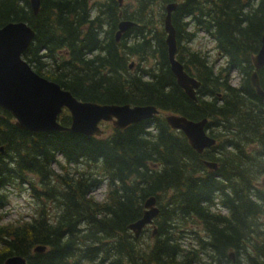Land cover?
<instances>
[{"label":"trees","instance_id":"trees-1","mask_svg":"<svg viewBox=\"0 0 264 264\" xmlns=\"http://www.w3.org/2000/svg\"><path fill=\"white\" fill-rule=\"evenodd\" d=\"M39 1L34 14L29 0H0V27L23 21L35 32L22 54L35 73L81 101L154 105L160 114L98 138L20 130L0 108V213L13 189L39 203L27 221L3 223L0 214V264L17 256L25 264H264V99L250 83L264 0H133L129 12L118 0ZM170 3L176 58L200 82L195 101L170 71ZM122 20L135 26L116 41ZM199 32L222 64L192 48ZM132 57L150 65L131 69ZM257 74L264 91V66ZM164 113L206 118L216 144L196 153ZM59 122L70 124L66 111ZM150 198L159 214L145 242L128 226Z\"/></svg>","mask_w":264,"mask_h":264},{"label":"water","instance_id":"water-1","mask_svg":"<svg viewBox=\"0 0 264 264\" xmlns=\"http://www.w3.org/2000/svg\"><path fill=\"white\" fill-rule=\"evenodd\" d=\"M29 4L33 13L36 14L40 7V1L29 0ZM175 7V3H170L165 7L166 13L163 21L169 67L178 87L191 100L195 101L196 90L200 86V82L190 76L185 71L183 64L176 58L177 44L175 30L171 23V13ZM133 26L135 23L122 20L115 33L116 41H119L123 32ZM34 34L33 29L23 21L9 22L0 27V107L12 115L18 129L33 133L72 132L100 137L103 134L99 128L101 122H110L114 128L123 129L128 125L152 119L159 114L160 111L154 105L132 106L81 101L59 84L38 75L22 59V54L29 47ZM251 60L254 71L250 76V83L257 95L264 98V91L260 87L257 74V71L264 66V32L260 49ZM64 108L70 115L69 126L61 125L58 121ZM164 118L172 130L184 134L190 147L196 153L201 154L204 149L215 145V138L209 136L205 131L206 118L192 121L174 113H166ZM2 150L3 148L0 147V152ZM203 164L209 171H214L217 168L215 162L204 161ZM158 214L159 210L156 207L155 199H148L144 203L142 218L129 225L128 230L137 239L147 226H152L153 237L156 233L153 220ZM44 252V247L34 249V253ZM230 256L232 257L231 254ZM25 263V259L18 256L5 262V264Z\"/></svg>","mask_w":264,"mask_h":264},{"label":"rangeland","instance_id":"rangeland-1","mask_svg":"<svg viewBox=\"0 0 264 264\" xmlns=\"http://www.w3.org/2000/svg\"><path fill=\"white\" fill-rule=\"evenodd\" d=\"M94 1L91 0V3H93ZM132 5H133V0H120V8L123 10L126 9V11L128 12L133 10ZM190 45L192 46L193 49H200V50L207 52L210 55L209 59L212 61H216L215 63L222 64L224 62V60L217 59L216 52L213 49V44L205 34L199 32L196 39ZM139 62L140 61H138L136 57H132L128 63L132 64L131 69H134L135 66L139 64H140L139 65L140 67H145V66L148 67L150 65V62H147V63L142 62V64ZM237 76L238 75L236 74V72L232 73L231 83L233 85L237 84V81H238ZM111 128L112 126L110 124L101 125V129L104 130L105 136L110 134ZM104 193H105V186H102L93 194L94 200L97 202H101L104 198ZM8 198H9L8 207L0 213L2 216L3 223L14 222L17 220L20 221L22 219L27 221L30 218V216H32V214L34 213L35 207L39 205V203L34 199V197H32L29 190L19 193L18 190L13 189L9 191ZM48 210H49L48 211L49 214L55 212L53 206L48 207ZM152 231H153V228L147 227L145 231L141 234V237H143V240L145 242H146L148 235L152 233ZM233 260H234V257H233Z\"/></svg>","mask_w":264,"mask_h":264},{"label":"flooded vegetation","instance_id":"flooded-vegetation-1","mask_svg":"<svg viewBox=\"0 0 264 264\" xmlns=\"http://www.w3.org/2000/svg\"><path fill=\"white\" fill-rule=\"evenodd\" d=\"M263 139H264V137H263ZM210 162H215V161H210ZM215 163H217V162H215ZM217 169H218V163H217V168L214 171H211V173H215V171H217ZM222 213H223V210H222Z\"/></svg>","mask_w":264,"mask_h":264}]
</instances>
